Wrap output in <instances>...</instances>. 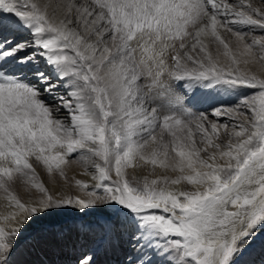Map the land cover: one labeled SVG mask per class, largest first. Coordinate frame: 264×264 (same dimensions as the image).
Segmentation results:
<instances>
[{
    "label": "snow or ice",
    "instance_id": "1",
    "mask_svg": "<svg viewBox=\"0 0 264 264\" xmlns=\"http://www.w3.org/2000/svg\"><path fill=\"white\" fill-rule=\"evenodd\" d=\"M0 202V264L264 252V0H0Z\"/></svg>",
    "mask_w": 264,
    "mask_h": 264
},
{
    "label": "bare ground",
    "instance_id": "2",
    "mask_svg": "<svg viewBox=\"0 0 264 264\" xmlns=\"http://www.w3.org/2000/svg\"><path fill=\"white\" fill-rule=\"evenodd\" d=\"M254 3L257 4V6H259V0H253ZM224 38L226 40H228L230 42V44L232 45L233 48H235V38L231 37V35L229 33H223ZM214 51V49H213ZM255 70V69H254ZM226 99V98H225ZM203 107V105H202ZM250 114V113H249ZM210 118L211 119H217L216 117H211V114L209 112ZM221 121L227 120V117H220L219 118ZM39 173H40V178L43 182H45V184L51 189L52 186L49 183V178L48 175L44 172V170L42 168L38 169ZM83 169L78 167L77 165H71V167L68 169V176L69 178L75 176V178L77 179H82V180H86L89 183H92L91 181V177L90 176H84L81 175ZM160 170L157 169V172H159ZM128 178L131 180L133 175L136 176L137 180H142L144 175H147V171L144 168H139L136 170L133 169H128ZM114 175V174H113ZM170 176H174L175 174L173 173H169ZM59 180V178H57ZM60 184L62 185L63 182L60 181ZM173 188H179L180 186H171ZM17 195H19L22 199H25L28 195V193H26L23 189L22 185H18L15 189ZM73 194H79L75 189H73ZM3 203V202H0ZM4 211L3 208H0V212ZM32 233H29V235L27 236L28 238H26L25 240H28L27 243L24 242V239L21 241L20 245L17 248L16 254L14 256V261L16 262V264H70L71 260L73 259V255L71 253V251L66 252L68 254V257L66 256L63 247L58 246V245H51L46 247L45 249H43L44 253H36L37 250L32 249L30 247V237H31ZM117 249L119 250V252L122 254L121 250L119 247H117ZM54 251V252H52ZM38 252V251H37ZM49 256V257H48ZM255 256H248L245 258V264H261L262 261H264V258H254ZM254 258V260H253ZM46 261L44 262L43 260Z\"/></svg>",
    "mask_w": 264,
    "mask_h": 264
},
{
    "label": "rangeland",
    "instance_id": "3",
    "mask_svg": "<svg viewBox=\"0 0 264 264\" xmlns=\"http://www.w3.org/2000/svg\"><path fill=\"white\" fill-rule=\"evenodd\" d=\"M208 99H211V98H208ZM202 105H203V107H202ZM199 106L201 107V108H204V107H206L207 105H206V103H204L203 101H201L200 102V104H199ZM29 233H31V232H29ZM29 233H27L26 234V236H28L29 235ZM31 240V239H30ZM27 241L28 240H25L24 239V242L25 243H27ZM38 251V252H37ZM36 251V253L38 254H40V253H44L43 252V250H37ZM68 251H70L69 249H64V252H65V254H66V256L68 257V254L66 253V252H68ZM52 252H54V251H52ZM121 256H122V254L119 252V250L116 248L114 251L113 250H109L108 252H107V254H102L100 257H99V259L101 260V264H117V262L121 259ZM248 256H255L254 258L255 259H257V258H261V259H263L264 258V252H262V250H261V245H260V243L258 242L255 246H254V248H253V250L248 254V255H246L245 257H244V264H245V258L246 257H248ZM49 257V256H48ZM254 258H253V260H254ZM44 262L46 261V259L45 260H43Z\"/></svg>",
    "mask_w": 264,
    "mask_h": 264
}]
</instances>
